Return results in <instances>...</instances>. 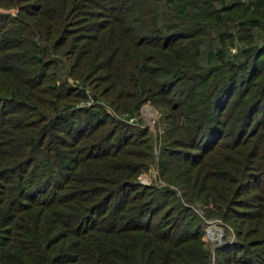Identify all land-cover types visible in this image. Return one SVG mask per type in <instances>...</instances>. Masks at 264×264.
Wrapping results in <instances>:
<instances>
[{"label":"trees","instance_id":"trees-1","mask_svg":"<svg viewBox=\"0 0 264 264\" xmlns=\"http://www.w3.org/2000/svg\"><path fill=\"white\" fill-rule=\"evenodd\" d=\"M205 220L264 264V0H0V264H209Z\"/></svg>","mask_w":264,"mask_h":264},{"label":"rangeland","instance_id":"rangeland-1","mask_svg":"<svg viewBox=\"0 0 264 264\" xmlns=\"http://www.w3.org/2000/svg\"><path fill=\"white\" fill-rule=\"evenodd\" d=\"M159 111L158 109L151 105L149 102H144L140 105L136 120L141 125L148 126L149 133L152 135V139L155 141L156 136L160 132V127L158 125ZM157 142V140H156ZM156 169L150 167L147 170L141 171L138 175V181L143 184H156L161 185L162 182L156 178ZM194 211L201 216V209L198 203L193 205ZM202 228L203 241L205 246L210 252V263L214 264L215 259V250L217 248H228L229 244L234 241V235L232 229L229 225H224L220 221H203Z\"/></svg>","mask_w":264,"mask_h":264},{"label":"built area","instance_id":"built-area-1","mask_svg":"<svg viewBox=\"0 0 264 264\" xmlns=\"http://www.w3.org/2000/svg\"><path fill=\"white\" fill-rule=\"evenodd\" d=\"M93 102H96V103H99L101 105H105L108 109L111 110V108L109 106H107L105 103H103L102 101H99V100H93V98L91 97V95H87L86 96V99L78 102V105L80 106H86L88 104H91ZM114 114V112H112ZM118 117H121L122 119H124L125 121H127L128 123H136V116H126V114H122V115H116Z\"/></svg>","mask_w":264,"mask_h":264}]
</instances>
